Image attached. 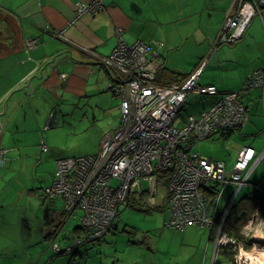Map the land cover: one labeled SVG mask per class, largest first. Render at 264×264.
<instances>
[{
    "label": "built area",
    "instance_id": "2783aa9c",
    "mask_svg": "<svg viewBox=\"0 0 264 264\" xmlns=\"http://www.w3.org/2000/svg\"><path fill=\"white\" fill-rule=\"evenodd\" d=\"M236 1L239 7L226 15L213 50L241 41L255 15L264 8V0ZM104 2H80L77 15L96 16ZM24 45L28 53L37 46V41L31 39ZM97 61L109 72V89L121 101V125L103 138L97 154L67 157L56 162L54 180L45 190V196L61 198L69 216L77 209L82 210L85 240L79 238L75 245L64 248L52 242V250L56 255L63 252L73 255L85 243L100 241L116 228L121 208L129 205L131 197H146L152 207L156 206L158 188L162 184L166 189L163 199L169 211L168 227L184 230L190 225H200L211 231L217 227V248L231 246L236 253L235 263L247 264L242 257L246 254L245 246L224 234L223 226L243 186L252 185L264 204L262 184L249 182L264 160V147L260 152L250 146L243 147L230 167L225 161L204 157L193 148L197 141L223 138L247 123L249 108L244 98L253 89L264 90V69L251 74L241 90L221 93L215 85L198 82L208 61L205 58L183 81L166 85L159 78L162 63L157 50L141 40L128 44L122 28L117 29L113 52L109 56H98ZM60 77L65 79L66 75ZM190 95L211 97L213 101L207 108L183 119L178 126L175 120ZM56 125L57 112H54L45 130ZM41 148L48 151L43 139ZM3 156L1 152L0 162ZM114 180L117 185H113ZM230 184L236 185L237 190L222 210L223 190ZM263 225L264 218L257 211L243 225L245 232L241 234L250 240ZM69 264H77V261L73 258Z\"/></svg>",
    "mask_w": 264,
    "mask_h": 264
},
{
    "label": "crops",
    "instance_id": "0c3cea01",
    "mask_svg": "<svg viewBox=\"0 0 264 264\" xmlns=\"http://www.w3.org/2000/svg\"><path fill=\"white\" fill-rule=\"evenodd\" d=\"M90 1L0 0V12L7 17L1 23L4 29L6 23L10 24V30L0 39V112L10 96L6 112L0 114L3 115L0 122L3 123L4 137H7V132H11L13 137L23 131L36 133L42 124L44 128L52 112L56 110L58 116L55 103L62 100V94L79 95L87 103L90 99L91 102L93 99L100 102L106 99L105 94L111 93L110 74L98 63L97 57L109 56L113 52L118 28L124 30L128 44L141 40L157 50L164 66L175 73L169 82L183 80L207 58L198 82L201 85L213 84L221 93L235 92L242 89L254 71L264 66V8L255 15L238 44L213 50L226 15L239 7L236 0H105L98 15L78 16L77 4ZM259 16H262V23L255 31L260 30L261 41L255 43L256 47L249 42L256 38L250 36V26ZM31 39L37 41V46L27 53L24 44ZM161 43L164 46L160 47ZM187 45L190 48L182 54ZM174 58L185 66L175 65ZM179 68L182 71H178ZM63 74L65 79L60 77ZM64 96L63 99L66 98ZM40 101L45 103V110L40 107ZM244 103L249 108V120L236 131L242 138H252V142L264 141V90H251ZM94 104L98 106V102ZM25 106L27 111L20 114L18 127L12 125L15 115ZM27 125L34 127L22 128ZM234 133L229 132L223 139L228 140ZM248 146L260 152L264 143L257 147L253 143ZM242 148L236 151L237 155ZM1 152L5 156V151ZM52 155L57 156V161L63 158L56 153ZM258 183L264 187V177ZM52 200L63 203L60 211L53 204V219L69 217L65 213L64 201L61 198ZM61 227L62 223H59V229L49 233L46 239L54 242ZM21 229L24 234L28 233L24 226ZM76 237L80 235L74 231L71 239ZM65 245L75 244L67 240ZM222 248L226 247L217 248L215 244L209 264L216 261ZM254 250L248 252L244 247L247 255L252 254L264 261V250L258 249L261 251L258 254ZM207 258L208 254L201 256L203 264H208Z\"/></svg>",
    "mask_w": 264,
    "mask_h": 264
},
{
    "label": "rangeland",
    "instance_id": "374dc122",
    "mask_svg": "<svg viewBox=\"0 0 264 264\" xmlns=\"http://www.w3.org/2000/svg\"><path fill=\"white\" fill-rule=\"evenodd\" d=\"M261 17L259 16L250 26V36L256 38L249 42L254 46L256 42L261 41L260 30L255 31L260 22L262 23ZM4 19L7 17L0 12V39L10 30L9 23H6L4 29L1 23ZM239 42L223 46H234ZM189 48L190 46H185L182 54ZM173 62L175 65L185 66V63L178 59L174 58ZM178 71L182 70L179 68ZM108 94H105L106 99H102L101 102L97 99L91 102L90 99V103L81 99L79 95L62 94V100L55 103L58 111L55 127L44 130L42 124L36 133L23 131L14 137L11 132H7V137H4L2 131L0 153L5 151V156L0 162V264H68L73 258L77 264H203L201 256L206 257V254L207 262L210 263L218 228L215 227L213 234L215 237L211 238V230L208 227L190 225L184 230L168 227L166 223L169 211L166 208V200L163 199L166 189L162 184L158 188L155 207L149 204L146 197L143 200L133 197L127 207L121 208L116 228L100 241L82 245L73 258L69 253L56 255L52 250V241H48L46 236L59 229L58 224L62 223L55 241L62 248L66 246L67 240L75 244L78 237L75 240L71 238L76 228L82 227L83 216L82 210L77 209L69 217L66 215L61 220L53 219L55 213L53 204L59 207L56 210L60 211L63 203L45 196V190L52 184L56 172L57 156L52 154L56 153L66 158L98 153L103 137L121 125V101L114 98L112 93ZM63 96L66 98L63 99ZM212 101L211 97L190 95L187 104L175 120L176 125L179 126L189 115L197 114L201 109L208 107ZM95 102H98V106L94 104ZM26 106L15 115V122L12 125L18 127L20 114H25ZM40 107L45 110V103L40 101ZM26 127L34 126L27 125L22 128ZM42 137L48 146L47 152L42 151L40 145ZM250 140L253 139L242 138L241 134L235 131L228 140L215 137L197 141L193 151L207 158L223 160L230 167L237 159L238 149L250 143L255 147L264 143L262 140L257 143ZM263 177L264 161L253 172L249 182L258 183ZM117 184V180H114L113 185ZM145 185L147 187V184ZM236 190L237 186L233 184L224 188L222 210L226 208ZM257 193L252 185H245L233 205L243 197ZM20 226H24L28 233L24 234ZM239 230L242 236L241 233L245 232L244 227ZM80 239L85 240V235L83 234ZM254 246L245 250L249 252L256 249L255 254L261 253L258 250L260 248ZM231 249V246L222 248L214 263L236 264L233 261L236 253ZM258 263L264 264L263 259L260 258Z\"/></svg>",
    "mask_w": 264,
    "mask_h": 264
},
{
    "label": "trees",
    "instance_id": "16d2710c",
    "mask_svg": "<svg viewBox=\"0 0 264 264\" xmlns=\"http://www.w3.org/2000/svg\"><path fill=\"white\" fill-rule=\"evenodd\" d=\"M261 10H260V12H261ZM163 46H164V44H163ZM159 60L160 61L162 60L160 58V54H159ZM161 63H162V65H161V68H160L159 78H160V81H162L164 84L170 85V84H173V83H179V82L183 81L186 78L185 77L183 80L177 81V82H169V80L172 79V77H175V73L173 71H169L164 66L162 61H161ZM209 85H213V84H209ZM110 92H111V90H110ZM111 93L113 94V96L115 98H117L114 95L113 92H111ZM44 130H45V127H44ZM160 180H161V183H163V179H160ZM132 198L133 197L130 198V201H131ZM134 198H136V197H134ZM143 198L144 197H140V200H143ZM257 211H260L262 217L264 218V204H263V200H261L260 194L257 193L256 195H248L246 197H243L235 205L232 206V208H231V210H230V212L228 214L227 220H226V222H225V224L223 226V233L227 234L230 238H233V239L237 240L238 242H241L245 246V248H247V249L251 248L252 244L250 243V241L248 239H245L243 236H240V233H239L240 230L239 229H241L243 224H245L248 219L253 217L256 214ZM214 231L215 230L212 229L211 234H210L211 238L215 237V236H213ZM75 232L77 233V235L79 233H81V234H79L80 237H78V238L82 237V235H83L82 227L76 228ZM78 251H79V249L73 253L72 258H73V256H76ZM231 254H232V257H233V253L232 252H231ZM233 261H235L234 257H233Z\"/></svg>",
    "mask_w": 264,
    "mask_h": 264
},
{
    "label": "water",
    "instance_id": "95a60500",
    "mask_svg": "<svg viewBox=\"0 0 264 264\" xmlns=\"http://www.w3.org/2000/svg\"><path fill=\"white\" fill-rule=\"evenodd\" d=\"M10 96L7 97L4 103V110L0 112V114H4L9 106ZM3 116V115H2ZM0 115V117H2ZM3 129V123L0 122V132ZM252 245H257L260 249H264V225L261 227L259 232L255 234L250 240Z\"/></svg>",
    "mask_w": 264,
    "mask_h": 264
},
{
    "label": "bare ground",
    "instance_id": "6f19581e",
    "mask_svg": "<svg viewBox=\"0 0 264 264\" xmlns=\"http://www.w3.org/2000/svg\"><path fill=\"white\" fill-rule=\"evenodd\" d=\"M242 257L247 259L249 264H260V263H258L259 259H260L259 257L255 258L253 255H247L244 253H243Z\"/></svg>",
    "mask_w": 264,
    "mask_h": 264
}]
</instances>
